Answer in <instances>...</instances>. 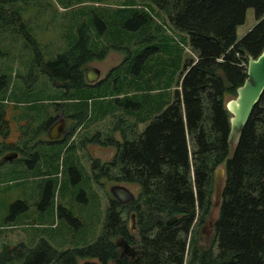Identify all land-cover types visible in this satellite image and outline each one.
<instances>
[{
  "label": "trees",
  "instance_id": "obj_1",
  "mask_svg": "<svg viewBox=\"0 0 264 264\" xmlns=\"http://www.w3.org/2000/svg\"><path fill=\"white\" fill-rule=\"evenodd\" d=\"M145 1L147 9L134 0L70 1L63 7L76 5L71 9L73 26L63 34L54 27L55 37L46 42L53 57L40 60L52 84L65 90L50 104L60 109L69 101L82 105L83 110L74 114L79 124L87 119L93 100L95 121L123 107L138 122L150 119L141 131L134 122L130 138L122 122V140L112 133L106 140H100L99 133L90 138L115 148L109 162L94 160L95 177L138 185L136 198L125 212L108 196L102 229L86 246L59 250L44 238L33 247L4 244L0 264H78L79 257L97 258L102 264H264V90L234 146L228 142L231 113L226 108L247 77L246 56L255 58L264 47V0ZM27 3L0 0L1 40L21 30L30 45L39 44L41 35L33 26L28 28L38 18L24 14ZM248 7L254 8L256 23L237 38L236 28ZM46 10L49 23L57 24L58 7L47 1ZM112 50L124 53L121 63L97 83H88L87 63ZM177 72L174 97L167 101L164 95L171 87L167 79ZM7 130L2 110L0 133ZM74 146L70 142L66 148ZM12 149L23 151L15 143L1 144L0 156ZM52 152L60 157L59 150ZM218 166H223L224 177L218 215L212 221L216 248H203L198 230L191 231L215 205ZM66 171L67 184L82 176L73 163ZM40 192L42 209L53 195L51 181ZM84 192L79 191V199L85 198ZM15 206L26 208L21 201ZM130 210L136 215L137 240L128 233L131 226L125 215ZM56 212L71 222L78 220L66 207L58 205ZM172 216L176 221L167 225ZM118 237L136 245L134 256L122 254Z\"/></svg>",
  "mask_w": 264,
  "mask_h": 264
},
{
  "label": "rangeland",
  "instance_id": "obj_2",
  "mask_svg": "<svg viewBox=\"0 0 264 264\" xmlns=\"http://www.w3.org/2000/svg\"><path fill=\"white\" fill-rule=\"evenodd\" d=\"M26 1L28 3L24 14L38 18L37 21L34 20L33 23L28 24V28L30 29L33 26L34 31L41 36H39V44L34 47L24 38L21 30L18 34L15 32L6 34V38L3 40H1L0 35V112L2 110L5 112V119L10 130L8 135L0 136V145L9 143L20 145L26 142L29 144V149L39 151L41 157L32 163L33 166H29L22 161L23 153L17 149H12L18 152L17 157L0 164V249L4 244L14 245L17 243L33 247L41 238L46 239L59 250L86 246L96 239L102 229L105 206L107 205L108 196L111 195L110 186L117 183L125 185L135 195L138 194L139 187L133 183L113 181L104 176L96 178L91 171L92 163L94 160H98L100 164L109 162L115 148L112 145H104L98 141L90 142L83 136L84 133L87 131H89V135L92 132H95V135L99 133L98 138L100 140H106L107 136L112 133L116 139L122 140L123 133L119 125L121 122L126 137L130 138V128L134 122L139 123L136 128L137 131H141L150 119L146 122H138V119H136L137 121L134 120L136 115L129 113L128 109L123 107L109 116L95 121V100H93L92 103L89 102L90 108L86 115L89 119L87 121L81 119L79 124L80 118L74 114H79V109L83 110L81 109L82 105L69 101L60 109L59 106L50 104V102L56 101L58 96L63 94L65 90L52 84L49 76L41 70L40 60L46 61L48 58L53 57L52 54L48 53L50 45L48 46L46 42L55 37L56 30L54 27H59L60 34H63L73 26L75 11L71 9L75 8L76 5L72 6L71 9H67L63 6L72 0ZM47 1L58 7L59 12L57 15L60 20L57 24L48 21ZM110 1L118 2L120 0ZM134 1L138 3V7L147 9L145 0ZM255 23L254 8L248 7L243 23L236 28L237 38L242 37ZM166 24L171 28L169 22H166ZM47 25L50 27H47ZM63 41H61V44ZM65 47L66 43L62 44V48ZM123 57L124 53L122 51L112 50L103 59L87 63L86 67L87 69L97 67L100 70L99 80H101L112 67L121 63ZM178 74L179 72L167 79L171 85L164 95L167 101H171L174 97V86ZM88 89L94 93L93 86H89ZM72 91L76 97H82L80 92ZM135 111V113H138V110ZM64 112L70 114L67 117V138L49 143L44 123L49 119L50 124L52 118L49 117L56 118ZM35 140L42 141L34 144ZM70 142L75 146L67 149L66 146ZM55 149L61 152L59 158H57L55 152H52ZM85 155L87 158L84 157ZM70 163L76 165L80 174L87 180L90 175L89 172H92L88 184L84 179L76 184L65 183V178L69 175L66 170ZM48 181H51L53 185V195L48 197L47 204L41 209L33 204V201L36 193L42 190L41 186L40 188L38 186L39 183L44 186ZM83 187L85 198L82 200L78 198V193L79 189ZM19 201L24 202L26 208L16 207L15 205ZM10 205L15 206L13 211L10 210ZM58 205L70 209L73 216L78 220L71 222L63 216L58 217L56 212ZM132 214H135V211L130 210L125 216L127 217V225L134 227V231L132 230L130 233L137 240V220H135L136 215L131 220ZM217 215L218 206L213 205L205 220L193 227L191 234L193 230H198L199 247L211 246L213 249L216 248L212 221ZM206 220L209 221L205 222ZM116 241L120 243L125 240L123 237H118ZM126 244L131 251H135L133 244L128 242ZM119 246L123 249L122 245ZM85 262L102 264L97 258H78V264Z\"/></svg>",
  "mask_w": 264,
  "mask_h": 264
},
{
  "label": "water",
  "instance_id": "obj_3",
  "mask_svg": "<svg viewBox=\"0 0 264 264\" xmlns=\"http://www.w3.org/2000/svg\"><path fill=\"white\" fill-rule=\"evenodd\" d=\"M247 77L244 82L237 87V95L226 101V108L231 113L230 129L228 134V142L230 145H236L242 135L243 129L250 117V114L255 104L260 99L264 90V47L257 57L247 55ZM85 77L88 83H94L100 79V70L97 67H90L85 72ZM64 128V119L61 118L48 129V138L57 139L61 135ZM18 152L9 150L0 156V163L16 158ZM224 168L218 166L215 170L213 201L215 205H219L220 193L223 186ZM109 191L111 195L118 200L120 204L128 203L135 199V194L129 188L122 184H113ZM134 215L131 216L133 220ZM177 219V216H172L166 221L167 225H171ZM127 241L118 243L123 246L122 254L133 256L135 251H131L127 247ZM83 264H99L97 262H85Z\"/></svg>",
  "mask_w": 264,
  "mask_h": 264
},
{
  "label": "flooded vegetation",
  "instance_id": "obj_4",
  "mask_svg": "<svg viewBox=\"0 0 264 264\" xmlns=\"http://www.w3.org/2000/svg\"><path fill=\"white\" fill-rule=\"evenodd\" d=\"M70 114H66L65 112L64 113H60L56 118H53L52 117V120H51V122H50V124H49V119L44 123V129H45V131H46V135L48 134V129L50 128V126L52 125V124H54L55 122H57L59 119H61V118H63L64 119V128H63V131H62V133H61V135L59 136V138H57L56 140H63V139H66V137H67V134H68V126H67V117L69 116ZM70 118V117H69ZM51 119V118H50ZM139 124V123H138ZM138 124H136L137 125V127H138ZM10 130H9V128H8V130H7V132H9ZM89 133V131H87V132H85L84 133V135L83 136H85L86 137V139H88V140H90V138L91 137H93L94 135H95V132H92V133H90V135L88 134ZM5 134H6V132H4V133H0V136H5ZM97 134V133H96ZM48 136V135H47ZM25 141H27V140H25ZM39 141H42V140H35V143L34 144H36L37 142H39ZM91 142V141H90ZM33 144V145H34ZM29 144L28 143H26V142H24L23 144L21 143L20 145H19V147H21L22 149H23V151H22V153H23V162H25L26 164H28L29 166H33L32 165V163H34V162H36L37 160V158H40L41 157V154H38V155H35L36 153H37V151H34V150H30L29 149V146H28ZM32 146V145H31ZM33 155H35L34 156V158H33ZM85 158H87V156L85 155L84 156ZM89 177H91V175H92V172H89ZM89 177H88V180H87V178H84L83 176H81L79 179H77L78 181H80L81 179H84L86 182H87V184H88V181H89ZM77 181V182H78ZM76 182V183H77ZM75 183V184H76ZM39 188H40V186H41V188L43 187V184L42 183H39ZM79 190H85L84 189V187L83 188H80ZM136 196V195H135ZM38 197V198H37ZM41 201V192H40V190H39V192L38 193H36V195H35V198H34V201H33V204H36L38 207H39V204L41 203L40 202ZM134 201V200H133ZM133 201H130V202H128V203H124V204H121V205H123V209H124V211L126 212V211H128L129 210V206L131 205V203L133 202ZM31 203V202H30ZM132 215H135V214H132ZM131 215V216H132ZM136 217V216H135ZM136 220V219H135ZM137 227V226H136ZM130 229H128V233L131 235V231L133 230L134 231V227L132 226V227H129ZM138 229V228H137ZM131 237H133L132 235H131ZM125 240V239H124ZM128 240V239H127ZM128 243H130V244H133V246L135 247L136 245L134 244V243H132V241L130 242L129 240H128ZM132 252H133V250H132ZM135 253H136V250H135ZM125 255H127V256H131V255H128V254H125ZM135 255V254H134ZM133 255V256H134Z\"/></svg>",
  "mask_w": 264,
  "mask_h": 264
},
{
  "label": "crops",
  "instance_id": "obj_5",
  "mask_svg": "<svg viewBox=\"0 0 264 264\" xmlns=\"http://www.w3.org/2000/svg\"><path fill=\"white\" fill-rule=\"evenodd\" d=\"M72 119H74V118H72ZM87 119H89L88 116H87ZM87 119L85 120V119L83 118L84 121H87ZM84 121H83V122H84ZM73 128H74V127H73ZM8 133H9V132H7V133L5 134V136L8 135Z\"/></svg>",
  "mask_w": 264,
  "mask_h": 264
}]
</instances>
